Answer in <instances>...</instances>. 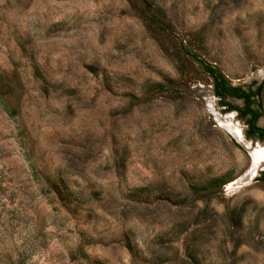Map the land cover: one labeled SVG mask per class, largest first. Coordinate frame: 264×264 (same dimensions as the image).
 I'll use <instances>...</instances> for the list:
<instances>
[{
	"label": "rangeland",
	"instance_id": "1",
	"mask_svg": "<svg viewBox=\"0 0 264 264\" xmlns=\"http://www.w3.org/2000/svg\"><path fill=\"white\" fill-rule=\"evenodd\" d=\"M153 1L0 0V264H264V0Z\"/></svg>",
	"mask_w": 264,
	"mask_h": 264
},
{
	"label": "trees",
	"instance_id": "2",
	"mask_svg": "<svg viewBox=\"0 0 264 264\" xmlns=\"http://www.w3.org/2000/svg\"><path fill=\"white\" fill-rule=\"evenodd\" d=\"M142 1H143L141 2L142 5L138 9V11L141 14V16L145 19L149 27H152V28L157 27L159 23H162V24L165 23L169 25V21L166 20L167 19L166 12L160 5H156L153 0H147V1L142 0ZM203 70L212 78L214 93L216 95L220 96L225 93H232L236 97H245L246 99H248L249 96L252 94V92L246 93L242 91L240 87L229 85L224 75L219 70H217V68L209 64L203 65ZM126 96L132 97V95L128 93L126 94ZM8 98H9L8 95H5L0 90V106L3 108L5 112H7L8 115L13 116L15 112H14V109L12 108L11 101ZM247 111H250V109L248 108V105L244 111H241V113L245 114ZM253 122H254V119L252 120V123ZM260 178L264 180V176H261ZM68 193H66V195H68ZM74 194L76 198H79V196L80 197L82 196V194H79V192H74ZM58 196L59 197L65 196V194H62V191L60 190L58 191ZM74 257L75 255H71V258H74ZM146 264H159V263L155 261H151V262H146Z\"/></svg>",
	"mask_w": 264,
	"mask_h": 264
},
{
	"label": "flooded vegetation",
	"instance_id": "3",
	"mask_svg": "<svg viewBox=\"0 0 264 264\" xmlns=\"http://www.w3.org/2000/svg\"><path fill=\"white\" fill-rule=\"evenodd\" d=\"M240 89L246 93L252 92V94L249 96L248 99H246L245 97H236L232 93H225L223 95H220V96L217 95V96L220 98L221 102H223V105H225L227 108L236 109L238 112V115L245 118V121L247 124V135L248 136H253V137L262 139L264 138V125L261 126L260 124H258L259 110L257 107L256 91L252 89L251 87H249L248 89H244L240 87ZM226 98L240 99L242 101V105L237 106V107L233 106L231 102L228 101ZM247 105L250 111H247L245 114H242L241 111H244ZM253 119H254V122L252 123ZM261 176H264V172L262 173Z\"/></svg>",
	"mask_w": 264,
	"mask_h": 264
},
{
	"label": "bare ground",
	"instance_id": "4",
	"mask_svg": "<svg viewBox=\"0 0 264 264\" xmlns=\"http://www.w3.org/2000/svg\"><path fill=\"white\" fill-rule=\"evenodd\" d=\"M226 125L230 131H232V133L238 138L242 136L240 130L238 131L232 124H230L229 122H226ZM235 128V129H234ZM262 146V148H261ZM252 156L254 158V165L253 167L249 170L250 174L252 175L253 173H255V166L260 163L261 161H264V147L263 145H259L258 147H256L253 152H252ZM241 178L237 179L235 182H233V184H231V186H233L234 184H237L240 181Z\"/></svg>",
	"mask_w": 264,
	"mask_h": 264
},
{
	"label": "water",
	"instance_id": "5",
	"mask_svg": "<svg viewBox=\"0 0 264 264\" xmlns=\"http://www.w3.org/2000/svg\"><path fill=\"white\" fill-rule=\"evenodd\" d=\"M233 99L240 100V99H237V98H233ZM224 127H225L228 131H230L229 128H228L227 126H224ZM230 132H232V131H230ZM232 134H233V133H232ZM233 135H234V134H233ZM234 136H235V135H234ZM235 138L237 139L236 136H235ZM237 140H238L239 143H241L242 146H244V145L242 144V142L239 141V139H237ZM257 140L260 141V138H258ZM258 144H259V142H258ZM244 147H245V146H244ZM258 167H259V166H258ZM250 175H251V174H250L249 171H248L246 174H244V175L241 177L240 181H239L237 184H234V185H237V186H234V189L237 188V187L241 184V182L244 181L245 179H247Z\"/></svg>",
	"mask_w": 264,
	"mask_h": 264
}]
</instances>
